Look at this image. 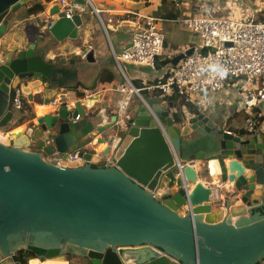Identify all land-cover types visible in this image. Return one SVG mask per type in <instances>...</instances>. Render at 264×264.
Returning <instances> with one entry per match:
<instances>
[{"label":"water","instance_id":"water-1","mask_svg":"<svg viewBox=\"0 0 264 264\" xmlns=\"http://www.w3.org/2000/svg\"><path fill=\"white\" fill-rule=\"evenodd\" d=\"M29 1L37 0H0V48L11 17ZM54 1L43 0L53 3L50 29L33 38L23 32L0 51L2 132L16 121L12 89L20 88L30 103L38 94L46 107L59 99L51 113L0 143V264H21L20 251L40 263L65 262L71 253L90 264H264L260 134L230 133L205 113L175 124L171 104L143 96L114 134L95 138L117 117L95 127L84 105L71 106L65 96L77 78L76 62H93L94 50L54 58L44 41L51 35L79 46L77 31L90 9L85 0H69L85 6L69 20ZM96 145H105L101 155ZM74 153L76 161L68 163ZM51 158H60V166ZM196 161L208 174L212 161L221 163L218 182L231 184L223 200L212 201Z\"/></svg>","mask_w":264,"mask_h":264},{"label":"crops","instance_id":"crops-1","mask_svg":"<svg viewBox=\"0 0 264 264\" xmlns=\"http://www.w3.org/2000/svg\"><path fill=\"white\" fill-rule=\"evenodd\" d=\"M37 1L45 5V11L36 16L26 17L25 9L33 2L29 1L21 7L11 17L9 32L1 42L0 51L14 45V41L22 37L24 33L33 38L38 31L39 34L47 31V27L53 21V18L48 16V10L53 3L44 4L43 0ZM91 2L102 11L100 18L105 27L101 25L97 16L89 11L85 14L87 22L77 31L79 46L72 45L68 38L57 41L51 35L44 41L48 43L54 58H71L87 47L94 50L93 62L88 63L82 60L76 62L77 78L70 83L65 96L66 102L71 106L76 102L84 105L85 115H90V120L95 127L112 123V117H117L115 123H112L114 124L112 128L102 135L96 134L95 138L114 134L124 118L130 114L126 110L134 107L139 100L143 99V96L146 100L171 104L172 108L169 109V113H173L171 114L173 117L174 114L179 113L183 118L182 123L186 122L190 116L205 113L208 119L214 120L225 131L233 134L246 133L243 122L245 115L240 111V97L243 96L244 88H246L242 82L228 81L221 92L194 95L189 102L174 95H163L157 91L149 92L147 88L165 75L168 66L177 56L190 49L200 50L197 36L175 20L195 15H212L240 21L264 22V0H91ZM134 13L164 20L161 23L164 53L157 61L169 60L170 63L167 66L157 69L155 65V69L151 70L129 66L126 63L118 65L114 61L113 53L118 54L129 46L132 32L129 22L134 20L132 16ZM106 19L118 20L120 23L114 22L109 25ZM13 22L15 24L12 27ZM65 30L64 28L61 32ZM187 32H190V38ZM121 86L125 88L124 91L120 89ZM131 87L141 90L140 96L131 92ZM256 88L264 91L259 81L257 87H251L250 90L256 91ZM32 96L35 97L36 93ZM38 97L37 94L33 103L25 104V113L16 115V121L11 124L9 130L15 131L19 127L25 129L26 124H34L36 118L51 113L56 107L43 106L41 98ZM58 102L59 99L56 98L52 105H58ZM38 108H42L43 112L38 113ZM252 113L260 115V123L256 132L264 140V101L259 102L252 109ZM241 116H244L242 122L240 121ZM20 119H23L21 123ZM104 149L105 145L93 147V151L98 155H101ZM194 167L197 173L200 172L198 180L211 188L212 201L215 203L223 200L231 184L219 183L218 174L206 173L205 166L199 161L194 162ZM238 205L240 202H237L236 206Z\"/></svg>","mask_w":264,"mask_h":264},{"label":"built area","instance_id":"built-area-1","mask_svg":"<svg viewBox=\"0 0 264 264\" xmlns=\"http://www.w3.org/2000/svg\"><path fill=\"white\" fill-rule=\"evenodd\" d=\"M90 11L99 19L101 10L91 0H85ZM60 4V13L71 19L75 14L85 13V7L69 0H55ZM129 46L120 53H113L114 61L119 65L155 69L157 59L164 53V37L161 23L163 19L134 13ZM184 28L194 33L200 40V50L171 63L165 75L147 88L149 92L174 95L189 102L194 95L221 92L228 81L242 82L244 94L241 96V113H244V131L254 134L260 121V115L252 113L259 102L264 101V91L250 90L261 82L264 87V22L240 21L212 15H195L175 20ZM111 25L120 21L106 19ZM53 21L47 29H50ZM249 87V88H248ZM125 90L123 86L120 87ZM264 89V88H263ZM141 90L131 87V92L138 96ZM204 98V96H203ZM27 97L20 88L11 90L10 105L15 115L25 113ZM30 103V102H28ZM54 104V102H53ZM56 106V105H55ZM173 114V113H170ZM79 119V118H77ZM9 131L0 129L2 140L7 144ZM77 154H68L66 161L75 162ZM52 163L60 166V158H52ZM190 164V163H189ZM179 166V165H178ZM183 166H179L182 170Z\"/></svg>","mask_w":264,"mask_h":264},{"label":"trees","instance_id":"trees-1","mask_svg":"<svg viewBox=\"0 0 264 264\" xmlns=\"http://www.w3.org/2000/svg\"><path fill=\"white\" fill-rule=\"evenodd\" d=\"M44 11H45V5H42V4H41L40 2H38V1L33 2L32 5H30L27 9H25L26 17L36 16V15H38V14L44 12ZM14 24H15V23L13 22V23L11 24V26L13 27ZM169 63H170L169 60H163V61H161V62H158V61H157V63H156V68H157V69H161V68L167 66ZM186 106H187V105H186ZM190 110H191V109H190ZM182 119H183V118H182V116H181L179 113L174 114V120H175L176 123H181V122H182ZM19 121H20V123H21V122L23 121V119H20ZM242 134H244V132H242ZM69 255H70V254H69ZM17 257H18L19 262H20L21 264H27V262H28L29 260H31V259H35V257H34L31 253H29V252H27V251H24V252H20V253H18ZM67 260H69L70 264H74V263L71 262V259L68 258ZM84 261H85V262H84ZM34 262H35V264H40V263H38L36 260H35ZM77 262H78V263H76V264H90L89 260L84 259V258H80V261H77ZM29 264H30V263H29Z\"/></svg>","mask_w":264,"mask_h":264},{"label":"bare ground","instance_id":"bare-ground-1","mask_svg":"<svg viewBox=\"0 0 264 264\" xmlns=\"http://www.w3.org/2000/svg\"><path fill=\"white\" fill-rule=\"evenodd\" d=\"M37 112L38 113H42L43 109L42 108H38ZM19 130H21V129H19ZM13 132H15V131H13ZM15 133H17V132H15ZM2 139H3L2 136H0V140H2ZM209 165H210L211 172H212L213 175H215V174L217 175V174L222 172V165H221L220 162L212 161ZM42 263L43 264H66V262H60V261H57V260H48V261H45V262H42Z\"/></svg>","mask_w":264,"mask_h":264},{"label":"rangeland","instance_id":"rangeland-1","mask_svg":"<svg viewBox=\"0 0 264 264\" xmlns=\"http://www.w3.org/2000/svg\"><path fill=\"white\" fill-rule=\"evenodd\" d=\"M189 33H190V32H189ZM189 33L187 32L188 37L190 38V37H191V34H189ZM196 38H197L198 41L200 42L199 38H198V37H196ZM260 83H261V82H260ZM196 96H200V95L198 94V95H196ZM243 117H244V116H241V118H240V121H241V122L243 121ZM10 127H11V125H9L7 129H9ZM19 129H20V127H19ZM19 129H18V130L16 129L15 132H20V131H22V130L24 131L23 128H21V130H19ZM12 132H13V131H12ZM15 132H13V133H15ZM68 258L71 259V262H72V263L76 264V263H78L77 261H80V258H81V257H77V256H74V255H71V254H70V255H69V254H68V255H65V262H66V264H70L69 260H67ZM84 259H85V258H84ZM36 261H37V260H36ZM37 262H38V261H37ZM84 262H85V261H84ZM34 263H35L34 261L31 262V264H34ZM39 263H40V262H39ZM27 264H29V262H27ZM40 264H43V263H40Z\"/></svg>","mask_w":264,"mask_h":264},{"label":"clouds","instance_id":"clouds-1","mask_svg":"<svg viewBox=\"0 0 264 264\" xmlns=\"http://www.w3.org/2000/svg\"><path fill=\"white\" fill-rule=\"evenodd\" d=\"M85 7V6H84ZM60 13V12H59ZM76 15V14H75ZM78 15V14H77ZM70 20V19H69ZM15 117H16V115H15ZM5 131H12V130H5ZM36 259H31V260H29L28 262H30V261H35Z\"/></svg>","mask_w":264,"mask_h":264},{"label":"flooded vegetation","instance_id":"flooded-vegetation-1","mask_svg":"<svg viewBox=\"0 0 264 264\" xmlns=\"http://www.w3.org/2000/svg\"><path fill=\"white\" fill-rule=\"evenodd\" d=\"M20 252H24V251H20ZM20 252H18V253H20ZM18 253H17V255H18ZM68 254H71V253H68ZM72 255V254H71ZM35 264V263H34Z\"/></svg>","mask_w":264,"mask_h":264}]
</instances>
